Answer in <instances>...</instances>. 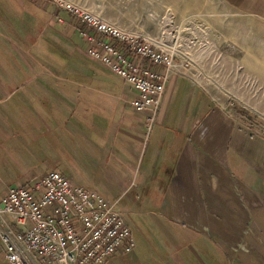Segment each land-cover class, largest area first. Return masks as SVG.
I'll use <instances>...</instances> for the list:
<instances>
[{
	"label": "crops",
	"instance_id": "crops-1",
	"mask_svg": "<svg viewBox=\"0 0 264 264\" xmlns=\"http://www.w3.org/2000/svg\"><path fill=\"white\" fill-rule=\"evenodd\" d=\"M6 1L0 2V194L54 170L116 201L147 261L136 260L135 245L104 264H207L214 251H264L260 126L244 124L207 88L172 74L148 128V112L131 105L136 90L88 56L89 44L66 12L40 0ZM168 1L158 9L188 11L189 22L203 23L211 54L214 43H228L242 48L246 65L264 58L257 49H264V0ZM6 3L20 10L18 19ZM19 79L25 82L12 84ZM247 102L264 121V104Z\"/></svg>",
	"mask_w": 264,
	"mask_h": 264
},
{
	"label": "built area",
	"instance_id": "built-area-1",
	"mask_svg": "<svg viewBox=\"0 0 264 264\" xmlns=\"http://www.w3.org/2000/svg\"><path fill=\"white\" fill-rule=\"evenodd\" d=\"M40 1L78 23L88 56L136 90L131 105L148 112L151 128L166 82L179 72L173 52L83 3ZM0 246L5 264H104L119 250L131 251L135 242L116 201L50 170L0 194Z\"/></svg>",
	"mask_w": 264,
	"mask_h": 264
},
{
	"label": "rangeland",
	"instance_id": "rangeland-1",
	"mask_svg": "<svg viewBox=\"0 0 264 264\" xmlns=\"http://www.w3.org/2000/svg\"><path fill=\"white\" fill-rule=\"evenodd\" d=\"M76 1L94 8V11L99 12L105 18L129 30L139 32L162 43L174 54V63L179 70L175 74L191 78L203 88H207L218 102L224 103L230 112L239 115L244 124L252 125L251 123H254L255 126L258 125L264 130V121L256 116L257 111L249 107L250 104L247 102H255L254 105L264 104V89L262 88L264 86V58L245 60L246 63L251 64L246 65L242 59V48L237 49L235 45L228 43H214L212 50L218 53L211 54L209 44L204 43L202 39L205 30L203 23L195 25L194 22H189L187 17L185 18L188 11L173 12L158 9L159 5L167 4L168 0ZM6 4L9 5L10 11L16 18L20 10L11 3ZM5 8L8 10L7 6ZM27 13L29 12H26V17ZM32 13L33 11H31V15ZM26 17L22 16L20 20ZM33 28L31 27L32 30ZM22 29L24 30V28ZM38 30L39 28L36 27V31ZM7 35L8 32H6ZM256 45L258 46V44ZM206 49L207 54L205 53ZM257 49L264 50L261 46H258ZM4 63L8 65L7 62ZM247 67L249 69L255 67L253 69L255 72L248 70ZM22 82L25 80H13L12 84ZM251 97L254 100H249ZM132 237L136 245L134 249L136 260L138 262L147 261L146 256H143L144 252L141 254L140 249L143 244L139 243L140 236L134 232ZM217 253V251L213 252L215 256L211 261L207 259V264L210 262V264H245L244 260L248 259L254 264H264V251L250 248L243 251L224 252L222 256Z\"/></svg>",
	"mask_w": 264,
	"mask_h": 264
},
{
	"label": "trees",
	"instance_id": "trees-1",
	"mask_svg": "<svg viewBox=\"0 0 264 264\" xmlns=\"http://www.w3.org/2000/svg\"><path fill=\"white\" fill-rule=\"evenodd\" d=\"M45 5H48V4H45ZM78 24V23H77Z\"/></svg>",
	"mask_w": 264,
	"mask_h": 264
}]
</instances>
